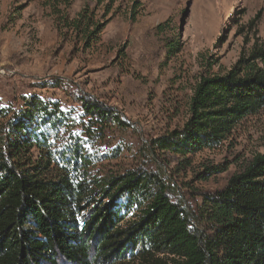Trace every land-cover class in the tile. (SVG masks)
Masks as SVG:
<instances>
[{
  "label": "trees",
  "instance_id": "1",
  "mask_svg": "<svg viewBox=\"0 0 264 264\" xmlns=\"http://www.w3.org/2000/svg\"><path fill=\"white\" fill-rule=\"evenodd\" d=\"M89 1L105 3L99 18L89 3L70 18L72 0L43 1L58 14L59 34L84 48L98 41L113 4ZM83 105L87 121L39 97L18 111L0 106V264H264V153L186 206L161 171L95 172L97 130L124 122ZM263 108L261 45L224 74L202 75L183 126L149 146L181 156L215 149Z\"/></svg>",
  "mask_w": 264,
  "mask_h": 264
},
{
  "label": "rangeland",
  "instance_id": "2",
  "mask_svg": "<svg viewBox=\"0 0 264 264\" xmlns=\"http://www.w3.org/2000/svg\"><path fill=\"white\" fill-rule=\"evenodd\" d=\"M43 1L0 0V106L18 111L39 97L84 121V102L117 113L124 124L98 129L92 142L95 172L161 171L193 206L199 193L223 188L264 153V108L215 149L181 156L149 146L183 126L202 75L224 74L242 53L264 45V0H113L98 41L87 48L59 34L58 14ZM86 3L102 15L105 3L89 0H72L64 13L72 18ZM216 166L224 170L211 173Z\"/></svg>",
  "mask_w": 264,
  "mask_h": 264
}]
</instances>
